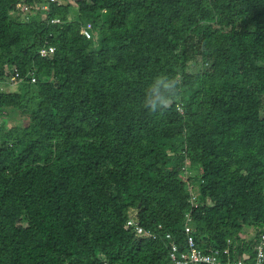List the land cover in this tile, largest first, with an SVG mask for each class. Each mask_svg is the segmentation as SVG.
I'll return each mask as SVG.
<instances>
[{"label": "trees", "instance_id": "obj_1", "mask_svg": "<svg viewBox=\"0 0 264 264\" xmlns=\"http://www.w3.org/2000/svg\"><path fill=\"white\" fill-rule=\"evenodd\" d=\"M15 71L22 88L0 89V264H166L188 212L201 248L254 263L264 0H0V85ZM159 73L182 88L152 113Z\"/></svg>", "mask_w": 264, "mask_h": 264}, {"label": "built area", "instance_id": "obj_2", "mask_svg": "<svg viewBox=\"0 0 264 264\" xmlns=\"http://www.w3.org/2000/svg\"><path fill=\"white\" fill-rule=\"evenodd\" d=\"M51 1H57V0H51ZM21 6V9H23V14H27L28 7ZM45 8H47V5H44ZM24 15V17H25ZM60 19H52V22H59ZM85 36L90 37L92 35V26L90 24H87L82 28L81 31ZM55 51V47L52 45H49L47 47H44L40 50L41 55L43 57H47L48 55L52 54ZM32 76V81L36 80V76L34 74V71L30 72ZM19 72L15 71L14 74L10 76L11 81H18L19 80ZM186 181L191 184V180L187 178L186 175ZM190 202L194 206L198 205V195L199 193L194 192V189H190ZM131 216L129 220L127 221V225L133 226L138 234H145L147 236H153L155 237L156 234L153 233L150 230L145 229L142 225L139 224V222L136 219V214H132L130 212ZM192 215L190 212L186 213V222L183 226L186 239L184 247H181V244L173 240L174 236L172 233L167 232L165 234L166 239L169 241L168 244V250H169V256L168 261L166 264H245V258L239 257V258H231L230 255V248H220V247H210L209 249L205 250L204 248H201L195 238V229L193 228L192 224ZM161 227V225H160ZM231 242V240H229ZM253 264H264V231L261 234L260 241L257 245L255 257H254V263Z\"/></svg>", "mask_w": 264, "mask_h": 264}, {"label": "clouds", "instance_id": "obj_3", "mask_svg": "<svg viewBox=\"0 0 264 264\" xmlns=\"http://www.w3.org/2000/svg\"><path fill=\"white\" fill-rule=\"evenodd\" d=\"M10 76L7 75L4 82H8ZM181 88L182 82L179 77L159 73L146 87L143 107L152 113H162L178 98Z\"/></svg>", "mask_w": 264, "mask_h": 264}, {"label": "rangeland", "instance_id": "obj_4", "mask_svg": "<svg viewBox=\"0 0 264 264\" xmlns=\"http://www.w3.org/2000/svg\"><path fill=\"white\" fill-rule=\"evenodd\" d=\"M24 15L22 14L21 17H24ZM25 17H26V15H25ZM198 68H199V66H197V63L194 62V63L190 64V70H196ZM62 76H63V73H62ZM21 86H23V84H21L20 81L12 82L9 79L8 82L5 81V82H3V84L0 85V89H2L4 91H7V92H10V91H16L19 88H22ZM16 123H17V120H15L13 118V119L9 120L7 124L8 125H12V124L15 125ZM170 153H172V151H170ZM186 175H188V172L186 170L181 172V177H183V180H186V177H185ZM195 181H196V179H195ZM195 181L193 180L191 182V184L189 185L188 189H189V191H190V189H194V192L199 193L200 192V187H199V184L195 183Z\"/></svg>", "mask_w": 264, "mask_h": 264}]
</instances>
